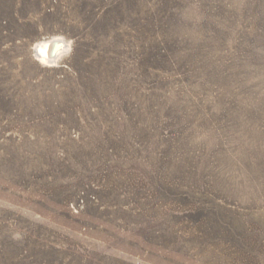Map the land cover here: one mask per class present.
Masks as SVG:
<instances>
[{
	"label": "rangeland",
	"instance_id": "rangeland-1",
	"mask_svg": "<svg viewBox=\"0 0 264 264\" xmlns=\"http://www.w3.org/2000/svg\"><path fill=\"white\" fill-rule=\"evenodd\" d=\"M0 264H264V0H0Z\"/></svg>",
	"mask_w": 264,
	"mask_h": 264
},
{
	"label": "bare ground",
	"instance_id": "bare-ground-1",
	"mask_svg": "<svg viewBox=\"0 0 264 264\" xmlns=\"http://www.w3.org/2000/svg\"><path fill=\"white\" fill-rule=\"evenodd\" d=\"M68 44L64 38L53 37L50 39L41 40L36 47L37 55L42 59L49 61H56L59 55L66 50Z\"/></svg>",
	"mask_w": 264,
	"mask_h": 264
}]
</instances>
